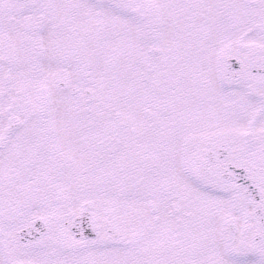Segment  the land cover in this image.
Returning <instances> with one entry per match:
<instances>
[{"label":"snow or ice","instance_id":"obj_1","mask_svg":"<svg viewBox=\"0 0 264 264\" xmlns=\"http://www.w3.org/2000/svg\"><path fill=\"white\" fill-rule=\"evenodd\" d=\"M0 264H264V0H0Z\"/></svg>","mask_w":264,"mask_h":264}]
</instances>
